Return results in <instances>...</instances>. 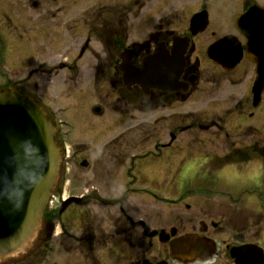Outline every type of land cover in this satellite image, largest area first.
I'll return each instance as SVG.
<instances>
[{
  "label": "rangeland",
  "instance_id": "rangeland-1",
  "mask_svg": "<svg viewBox=\"0 0 264 264\" xmlns=\"http://www.w3.org/2000/svg\"><path fill=\"white\" fill-rule=\"evenodd\" d=\"M135 1L0 0V6L7 14L6 39L10 35L13 39L12 34L19 37L11 53L7 49L8 46L6 47V64L0 69L1 79L4 85L10 83L33 98L47 114L56 130L57 143L66 151L59 168V186L56 190V193H60L59 197L85 195L87 199L92 200L87 203L86 212L83 209L74 210V214L77 215L75 219L80 218V221L75 220L73 225L70 223V226L72 225L74 229L71 231L79 237L85 235L87 230L100 235L103 230L110 229L111 232L113 227L119 226L120 217L109 209L112 203L95 202V196H103L106 197L105 200L110 201V197L121 193L126 183L133 182L122 177V167L114 159L115 150L108 148L104 151L103 146L119 131L128 127L130 130L160 131L164 133L165 141L167 130L170 128L165 123L152 124L139 119L126 122L124 118L114 116L111 105L114 91L108 84L113 65L125 47L131 43L143 41L147 34L153 31V25L158 18L174 26L187 10H193L199 6H196L197 0H140L142 4L134 7ZM34 2L37 3V7L32 5ZM142 6L143 9H140ZM16 23L19 24V28L13 32L10 25L13 27ZM176 28L180 30L181 26ZM88 39L89 45L86 51L78 58L81 47ZM13 50L16 52L13 53ZM60 62L67 67L59 69L57 65ZM207 66L210 65L207 64ZM32 69L36 73L29 77L28 72ZM253 79V66L244 59L230 74L228 81L222 82L223 90L218 94L220 97L222 95L223 99L226 98V102L229 101L228 107L234 110V113L225 118V125H222L230 134V144L233 141L236 142L234 137L240 135L236 145L241 144L246 147L255 145L264 149V94L254 117L245 118L244 122L241 120L242 112L238 115L237 108L233 107L238 100H241L244 110L251 108L249 86ZM208 102L205 98H198L184 105L181 112L205 114L209 108ZM212 104L213 110L221 108L220 100H213ZM95 107L103 108L104 115L97 117L92 111ZM188 123L187 121L181 123V129L189 125ZM145 125L148 127L145 128ZM248 127L254 129V132ZM181 137L183 144L188 142L186 135ZM158 140L156 139L155 142ZM211 142L216 144V141ZM211 142L205 145L190 144V142L186 144L189 145L188 148L195 151L194 154H197L194 160L187 158L184 161L186 162L184 168L190 162L194 163L192 173L186 174L182 168L179 171L181 167L179 165L178 168L165 165L160 170L155 168V171H159L157 174L161 173V175L158 179H152L153 174L150 175L149 172L154 171V168H151V165L134 163L132 176L135 178V189L146 186L156 192L177 195L194 184L224 185L228 194L231 195L230 198L213 197L208 200L214 203L224 200L228 212H242L251 219L260 214L262 221L257 226H262L263 230L264 176L253 179L248 171L249 166L256 163L255 160L226 168L234 174L236 181H229L230 173L226 177L227 180H223L224 175L220 176V171L211 176L213 172H216L215 167L208 166L209 169H206V164H202L205 162L202 159L203 155H208L210 150L214 151V148L210 146ZM153 144L154 140L144 142L143 139L138 138L130 154H140ZM217 152L221 153V149H217ZM175 156L169 155V160L172 161ZM175 159H180V156H176ZM260 162H264V156ZM84 163L87 166L83 165ZM236 168L239 170L236 171ZM145 169L150 176L141 172ZM195 169L202 173L195 172ZM179 185L180 187H177ZM172 187H175L174 191H171ZM61 188L63 190L59 192ZM139 195L140 193L137 192L127 194L128 200L130 199L128 205L134 210V218L147 212L146 208L141 207L146 203L141 201L148 199L139 198ZM55 205L57 206L58 203ZM169 209L175 208L169 207L166 210ZM153 211L151 209L149 213ZM83 216L89 218L88 222L82 219ZM114 222L116 225L113 224ZM60 231L57 227L56 232ZM69 244L71 241L65 239L63 235L58 234L52 238L41 258L42 264H96V258L101 260L102 264H126L128 261L127 258L121 257L119 252L109 254L102 248L95 250L92 255L95 257L83 260L87 249L85 248L82 253L83 246H70L72 252L67 255L64 250L66 247L69 248ZM36 252L37 250L23 262L14 264H30ZM138 252L140 251L134 249L133 255L136 256Z\"/></svg>",
  "mask_w": 264,
  "mask_h": 264
},
{
  "label": "flooded vegetation",
  "instance_id": "flooded-vegetation-1",
  "mask_svg": "<svg viewBox=\"0 0 264 264\" xmlns=\"http://www.w3.org/2000/svg\"><path fill=\"white\" fill-rule=\"evenodd\" d=\"M197 1L196 6H199L193 10H187L182 19L176 22V25L171 26L164 19L158 18L153 25V31L149 32L143 41L131 43L124 48L129 51L126 53L129 66L143 72L146 69L145 66L150 67L153 63L164 65L165 69L172 62L173 55L179 53L177 45L186 41L187 46L183 52L184 66L176 77H171L172 74L168 73L159 84L132 82L125 85L122 73L119 70V61L117 60L112 67L113 72L110 79H108V84L114 91V98L111 102L114 116L124 118L126 122L139 119L152 124L165 123L170 127L167 130L168 132H165L166 141L164 133L160 131L130 130V127H128L119 131L103 146L104 151L108 148L115 150L114 159L122 167V177L133 181L130 184L126 183L121 193L110 197V201L105 200L106 197L95 196V202L112 203L109 209L114 211L117 217H120L119 226L113 227L114 229L113 231L111 229V232L110 229L103 230L100 235L90 230V232L87 230V233H84L85 235L81 237L75 235V232L71 231L74 230L72 225L75 220L80 221V218L75 219L77 215L74 214V210L83 209L86 212L88 210L87 203L92 200L87 199L85 195H81L78 196V198H81L78 204H65L74 195L64 198L61 195L59 197L60 193H56L59 186L57 184L29 247L19 253L17 257L3 260L0 264L21 263L36 250V256L30 264H42L43 259L41 258L47 249V244L58 234H63L65 239L71 241L69 248L66 247L64 250L65 254L69 255L72 252L70 246H83L82 253L85 248L87 249L83 260L95 257L92 255H94L97 248L105 249L109 254L119 252L121 257L127 258L126 264H235L234 254L243 253L245 249L254 251L259 259L264 260V229L262 230V226H257L258 223L261 224V215H256L254 219H251L242 212H228L224 200L217 203L208 200V198L213 197L230 198L231 195L228 194L226 186L194 184V186H189L186 191L182 190L177 195L156 192L146 186L135 189L134 186L135 178L132 176L134 163L151 165V168H154V171L149 170V174L154 176L151 177L152 179H158L161 175V173L157 174L159 171H155V168L160 170L165 165L177 166V168L179 165L181 166L179 171L182 168L186 174L188 172L192 173L194 163L190 162L184 168V165H186L184 161L187 158L194 160L197 154H194L195 151L188 148L189 145H186L189 144L188 142L190 144L205 145L208 142L216 141V144L212 142L211 145L209 144L214 148V151L210 150L208 155H203L202 159L205 162L202 164H206V169H209L208 166L215 167L216 172L210 173L211 176L220 171V176L224 175L223 180H227L226 177L230 173V180L228 179L230 182L236 181V178L234 174L228 171L229 169H226L227 167H236L238 164L242 165L252 160L260 162V159L264 156V149L259 146L236 145L240 135L234 137L236 142L233 141L230 144V134L223 126L225 125V118L234 113V110L228 107L229 101L227 103L226 98L223 99V96L220 97L218 93L223 90L222 82L228 81L230 74L239 65L231 71L223 70L206 55L207 48L227 36H234L239 42L243 43V37L234 28V21L238 15L245 13L253 6L264 12V0ZM141 4L140 0H136L134 7ZM32 5L34 7L38 6L35 2ZM140 9H143V6ZM197 13H204L205 18L202 19L204 27L200 31L199 27L196 26L192 32L189 21L191 16ZM6 15L3 7L0 6V69L6 64V47L8 46L7 49L11 53V49L15 48L14 43H18L19 38L12 34L13 39H11V35L6 39ZM179 26H181L180 30L176 28ZM10 28L14 32L19 28V24L16 23L13 27L10 25ZM15 52L13 50V53ZM162 55L168 61L160 60L159 57H162ZM242 61L243 59L239 64ZM19 64H21L20 61ZM207 64L210 66H207ZM57 67L64 69L67 66L60 62ZM34 73H36L35 70H30L28 72L29 77ZM0 83H3L1 73ZM1 89H11L29 97L21 89L10 83L0 84ZM198 98H205L209 101V108L205 114L181 112L184 105L194 102ZM31 99L34 101L33 98ZM213 100H220L221 108L213 110ZM249 102L251 108L249 107L247 111L241 105V100H238L233 106L237 108L238 115L242 112L241 120L243 122L245 118H253L260 107L259 105L257 108H252L251 97ZM92 111L95 112L97 117L103 116L105 113V110L99 107H95ZM185 121L189 122V125L181 129L180 124ZM147 127L145 125V128ZM248 128L254 132V129ZM243 132L241 133L244 135ZM180 135H186L188 142L183 144ZM138 138L143 139L144 142L154 140V144L140 154H130V150L133 149L135 140ZM156 139L159 140L155 142ZM219 148L221 153L217 152ZM169 155L180 156V159L176 160L175 156L171 161ZM145 170H141V172L150 176L147 169ZM237 170L239 169L236 168ZM195 172L202 173V171H196V169ZM135 173L137 174L136 170ZM177 187H180V185ZM174 188L172 187L171 191H174ZM62 190L61 188L59 192H62ZM135 192L142 193L139 198L143 199L145 197V199H148L147 201H141L146 203L141 207L146 208L147 212L137 216V218L133 216L134 210L129 207L130 199L128 200L129 196H127L129 193ZM202 198L207 199L203 200ZM56 203H58L57 206ZM50 205H53V207ZM169 207L175 209L166 210ZM150 208L154 210L152 213H149ZM62 216L64 217L61 221ZM82 219L88 222L89 218L83 216ZM70 223H72L71 226ZM113 224L116 225V222ZM57 227L61 228L60 232H56ZM170 245L174 246L178 253L174 258L169 253ZM134 249L140 251L136 256L133 255ZM96 264H102L101 260L96 258Z\"/></svg>",
  "mask_w": 264,
  "mask_h": 264
},
{
  "label": "water",
  "instance_id": "water-1",
  "mask_svg": "<svg viewBox=\"0 0 264 264\" xmlns=\"http://www.w3.org/2000/svg\"><path fill=\"white\" fill-rule=\"evenodd\" d=\"M200 18H203L200 14L191 18V29ZM235 28L246 39L243 48L234 37H225L209 48L207 54L214 63L225 69H232L240 62L244 49L245 56L255 67L256 78L251 92L253 105L257 106L264 90V12L256 6L252 7L236 19ZM185 46L186 44L183 43L182 49ZM86 47L87 43L81 53ZM175 58L172 67L173 70L177 68L179 70L183 64L182 52ZM120 59L119 69L122 71L125 83L129 79L141 83L151 75L154 82L161 81L162 68L158 65L155 64L139 73L128 65L124 54L120 55ZM23 140H30L38 147L39 155L43 157L42 178L37 186L24 193L23 206L19 211H13L7 201H0V261L18 255L31 244L41 223L45 206L55 188L61 163V149L55 141V128L45 112L18 91L2 89L0 90V174L11 176L13 150ZM174 248L170 245L172 257L178 254ZM234 257L236 264H264L253 254L234 255Z\"/></svg>",
  "mask_w": 264,
  "mask_h": 264
},
{
  "label": "clouds",
  "instance_id": "clouds-1",
  "mask_svg": "<svg viewBox=\"0 0 264 264\" xmlns=\"http://www.w3.org/2000/svg\"><path fill=\"white\" fill-rule=\"evenodd\" d=\"M12 160L11 176L0 174V201H7L13 211H19L24 193L41 181L44 159L39 155L38 147L30 140H23L13 150ZM248 171L253 179H259L264 176V162L250 165Z\"/></svg>",
  "mask_w": 264,
  "mask_h": 264
}]
</instances>
